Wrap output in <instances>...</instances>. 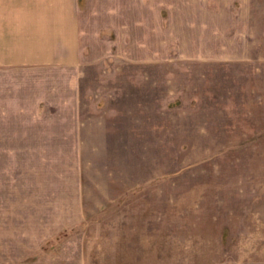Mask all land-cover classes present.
Listing matches in <instances>:
<instances>
[{
  "label": "rangeland",
  "instance_id": "obj_1",
  "mask_svg": "<svg viewBox=\"0 0 264 264\" xmlns=\"http://www.w3.org/2000/svg\"><path fill=\"white\" fill-rule=\"evenodd\" d=\"M64 1L71 63L0 68V264H264V0Z\"/></svg>",
  "mask_w": 264,
  "mask_h": 264
},
{
  "label": "crops",
  "instance_id": "obj_2",
  "mask_svg": "<svg viewBox=\"0 0 264 264\" xmlns=\"http://www.w3.org/2000/svg\"><path fill=\"white\" fill-rule=\"evenodd\" d=\"M76 27L64 0H0V68L71 63Z\"/></svg>",
  "mask_w": 264,
  "mask_h": 264
}]
</instances>
